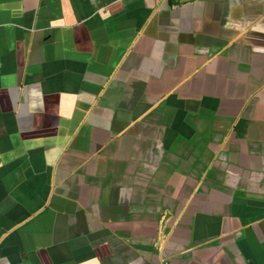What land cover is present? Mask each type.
<instances>
[{
    "label": "crops",
    "instance_id": "0c3cea01",
    "mask_svg": "<svg viewBox=\"0 0 264 264\" xmlns=\"http://www.w3.org/2000/svg\"><path fill=\"white\" fill-rule=\"evenodd\" d=\"M0 264H264V0H0Z\"/></svg>",
    "mask_w": 264,
    "mask_h": 264
}]
</instances>
